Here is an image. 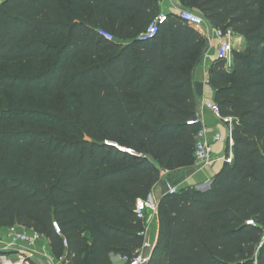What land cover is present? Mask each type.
<instances>
[{
  "label": "trees",
  "instance_id": "1",
  "mask_svg": "<svg viewBox=\"0 0 264 264\" xmlns=\"http://www.w3.org/2000/svg\"><path fill=\"white\" fill-rule=\"evenodd\" d=\"M177 2L247 46L233 51L231 70L210 69L215 102L235 121L233 161L207 191L160 200L149 264H264V0ZM159 14L158 0L0 3V94L10 93L0 109V228L34 229L56 254L65 238L66 264L133 256L145 232L138 199L162 171L195 163L191 85L207 39L174 14L146 36ZM57 97L70 119L39 108Z\"/></svg>",
  "mask_w": 264,
  "mask_h": 264
},
{
  "label": "crops",
  "instance_id": "2",
  "mask_svg": "<svg viewBox=\"0 0 264 264\" xmlns=\"http://www.w3.org/2000/svg\"><path fill=\"white\" fill-rule=\"evenodd\" d=\"M5 0H0L2 3ZM158 4L160 7L161 13L167 15H177L179 10L181 9L177 0H158ZM208 46L202 51L200 56V62L194 69L193 74V82L191 85L192 92L197 97V115L198 118L202 121V125L206 128V139L210 142L214 149V156L217 158L222 157L224 155H231L233 157V146L234 140L230 141L228 137V126L222 123V121L216 119L212 113L206 111L203 108V104L206 101L215 102V90L213 89L210 83H206L207 78H210V69L214 64L218 62L217 60V45L218 40L213 39L210 40L207 38ZM232 44L234 46V50L243 51L246 49V41L244 37L241 36H233ZM206 53L204 57L201 59L202 54ZM220 133L224 137H227V142H220L216 139L215 135ZM225 162L223 160H216L214 163L210 165H206L203 167H198L195 164L191 167L182 168L179 170H175L174 172H167L171 175L172 183L164 177H161V181L155 186L153 190V194L156 199L160 201L165 195H167V187L166 182H170L174 186H177L180 190L186 187H205L210 181L212 182L214 177L222 170ZM166 173V174H167ZM211 186V184H210ZM146 229V237L148 240L153 243L157 242L159 225L157 214L149 213L146 221L144 222ZM8 229L6 227L0 228V239L4 243H10L11 240L8 237ZM45 242H41L32 249H28L24 245H20L17 247L16 251L8 250L1 252L4 257L1 259H5V257H11L12 260L10 262L18 263L19 262V252L27 253L31 256L32 264H50L51 262L55 264H66L67 258V249H64L63 254H56L51 242L48 239ZM6 264L8 262L5 259ZM113 264H123L122 258L120 256H112Z\"/></svg>",
  "mask_w": 264,
  "mask_h": 264
},
{
  "label": "built area",
  "instance_id": "3",
  "mask_svg": "<svg viewBox=\"0 0 264 264\" xmlns=\"http://www.w3.org/2000/svg\"><path fill=\"white\" fill-rule=\"evenodd\" d=\"M177 15L189 26L196 29L206 39L207 38L210 40L217 39L218 40L217 60L225 62L226 70H231L233 68L234 46L232 44V37L234 36V34L232 33V31L224 32L222 29L209 24L206 21V19L201 15L190 10L180 9ZM167 21H168L167 14L164 13L159 14L148 28L146 36L152 37L155 34H157L160 26L166 23ZM100 34L110 41L116 40L112 34L104 30H101ZM206 83H210V78H207ZM203 108L206 111L212 113V115L216 119L222 121V123L228 126V137L230 138V141L234 140L233 139V128L235 123L234 118L224 116L222 114V110L220 106L216 102L206 101L203 104ZM196 123H199L201 125L196 138L195 150H194V159L196 165L203 167L214 163L216 160H223L225 163H232L233 157L231 155H227V156L224 155L216 159V157L214 156L213 146L206 139L207 130L202 125V121L199 118H197L196 120L191 121L189 124H196ZM215 137L220 142H224V143L227 142V137H224L220 133H217ZM105 143L107 145L114 146L118 148L120 151L128 153L134 157H142L141 154H138L135 150L131 148H123L120 147L118 144L109 141H106ZM167 172L168 171H162L161 176L165 175ZM166 187H167V195H173L180 191V189L177 186H174L170 182H166ZM159 203L160 201L156 199L153 193H150L149 196L145 199L139 198L136 203V209H135L137 220L144 223L149 213H153L154 215H156L158 211ZM248 224L255 225L254 221L252 220L248 221ZM53 226L56 233L62 236V232L59 225L56 222H54ZM145 232L142 233L144 238L146 237ZM8 237L11 240L9 244L4 243L0 239V253L8 250L16 251L17 247L20 245H24L28 249H32L33 247L41 243L44 239H47L40 232L34 229L26 228L24 226H20L18 224L8 229ZM63 246L65 248L68 247V242L65 238H63ZM154 247H155V243L145 238L141 248H139L133 254V256L121 257L123 264H149L154 251ZM19 254H20L19 262L14 264H32L30 260L31 256H29L25 252L24 253L19 252ZM7 262L8 264H13L10 261ZM50 264H55V263L51 262Z\"/></svg>",
  "mask_w": 264,
  "mask_h": 264
},
{
  "label": "rangeland",
  "instance_id": "4",
  "mask_svg": "<svg viewBox=\"0 0 264 264\" xmlns=\"http://www.w3.org/2000/svg\"><path fill=\"white\" fill-rule=\"evenodd\" d=\"M181 7V6H180ZM182 9H186L188 10L189 8H186V7H182ZM194 12H198L197 10H194ZM208 41V40H207ZM208 42H207V45L206 47L208 46ZM10 101V93H7V92H4L2 94H0V109L2 107H4L6 104H8ZM39 108L40 109H48L50 111H53L56 115H58L59 117H61L62 119H70V113L69 111H67L68 109V104L65 103V101L61 98V97H57V98H53V99H50V100H47V101H43V103L41 105H39ZM61 135H67L65 131H60L59 132ZM68 136V135H67ZM196 165V163H194ZM197 166V165H196ZM200 167V166H198ZM170 172H174V171H170ZM164 177L166 178V180L169 179V181L171 180L172 181V178H171V175H169L168 173L164 175ZM170 181V182H171ZM172 183V182H171ZM196 188V187H195ZM204 188V187H202ZM205 188L208 190V188H210V186L207 184L205 186ZM196 189H201V188H196ZM12 226V225H11ZM9 228V227H8ZM87 240H88V243H87V246H89V241H90V237H87ZM145 240V238H144ZM46 240H43V242H45ZM5 255H2L1 257H4ZM5 259L7 261L9 260H12V258L9 256V257H5ZM5 259H1V264H4L5 263ZM6 264V263H5Z\"/></svg>",
  "mask_w": 264,
  "mask_h": 264
},
{
  "label": "water",
  "instance_id": "5",
  "mask_svg": "<svg viewBox=\"0 0 264 264\" xmlns=\"http://www.w3.org/2000/svg\"><path fill=\"white\" fill-rule=\"evenodd\" d=\"M206 53L204 52L203 54H202V57H201V59L204 57V55H205ZM88 141H91V139L90 138H86ZM212 182L210 181V183H208V185L210 186V184H211ZM201 189H199L200 191H207V189L204 187V188H202V187H200ZM209 189V188H208ZM156 246H157V243L155 244V247H154V251H155V248H156ZM153 251V252H154Z\"/></svg>",
  "mask_w": 264,
  "mask_h": 264
}]
</instances>
